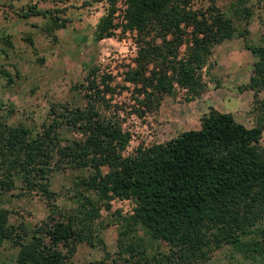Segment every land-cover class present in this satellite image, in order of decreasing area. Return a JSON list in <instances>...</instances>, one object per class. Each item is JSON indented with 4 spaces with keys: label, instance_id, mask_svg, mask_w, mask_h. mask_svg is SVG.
Here are the masks:
<instances>
[{
    "label": "trees",
    "instance_id": "16d2710c",
    "mask_svg": "<svg viewBox=\"0 0 264 264\" xmlns=\"http://www.w3.org/2000/svg\"><path fill=\"white\" fill-rule=\"evenodd\" d=\"M245 1L235 0L231 13L243 16L238 33L254 55L252 72L238 86L251 90L250 126L208 106L197 127L139 142L124 153L131 134L110 101L112 75L95 67L74 84L84 103L52 101L38 128L0 117V244L16 247L11 264H64L78 243H94L101 209L107 222L118 224V235H135L122 247L128 253L116 257L122 264H201L222 246L235 263L264 264V96L258 95L264 88V46L247 41ZM115 3L108 0L95 38L112 35L117 26L135 30L134 64L122 80L135 88L136 114L152 110L163 94L178 88L186 100L198 96L206 87L212 46L236 31L233 16L215 0H122L116 22ZM45 11L35 2L14 8L24 17ZM61 24L51 18V28ZM65 167L84 169L72 181L75 205L68 209L57 205V192L49 187V172ZM15 189L36 194L47 207L30 227L11 221L12 209L3 203L2 192ZM124 198L132 203L129 212L110 209L111 199ZM136 227L162 240L167 251L147 253L143 238L133 234ZM108 256L85 264H103Z\"/></svg>",
    "mask_w": 264,
    "mask_h": 264
},
{
    "label": "rangeland",
    "instance_id": "374dc122",
    "mask_svg": "<svg viewBox=\"0 0 264 264\" xmlns=\"http://www.w3.org/2000/svg\"><path fill=\"white\" fill-rule=\"evenodd\" d=\"M215 1L225 14L233 16L231 6L235 0ZM29 2H35L47 11L25 17L14 12L15 7ZM107 3L108 0H0V117L9 123L22 122L33 129L38 128L46 119L52 101L84 103L81 91L74 84L84 79L89 67H95L97 73L104 71L112 75L114 91L110 101L122 117V126L131 134L124 153L131 152L139 142L164 140L181 129L198 125L199 116L208 106L230 111L246 126L254 123L251 90L238 88L252 72L254 59L238 33L245 25L243 16H233L235 33L212 46L204 75L206 87L198 96L186 100L182 93L184 89L178 88L174 93L163 94L155 108L138 115L135 112V107H139L135 102V88L131 82L122 80L123 71L134 64L135 30H122L117 26L112 35L95 38L97 24ZM115 4L114 21L119 22L122 0H116ZM245 4L250 8L247 41L264 46V0H246ZM53 16L62 24L51 28ZM258 95L264 96V88ZM99 109L108 116L107 109L101 105ZM62 133L70 134L65 128ZM260 143L264 145V127ZM82 172L84 169L74 167L49 172V187L57 192L56 203L60 208L75 205L69 194L70 186L75 175ZM2 198L12 209L11 221H23L30 227L47 214V207L36 194L18 193L15 189L13 193L2 192ZM110 203L111 210L120 209L122 213L129 212L132 205L126 198L111 199ZM108 218L107 212L101 209L95 220L94 243H78L64 264H85L104 257L105 253L109 256L103 264H122L116 257L128 253L122 247L135 235H118V224L107 222ZM135 233L143 238L147 253L167 251L162 240L149 238L140 227L135 228ZM15 250V246L3 241L0 264H11ZM229 254V249L222 246L201 264H226L228 261L238 264L233 261L235 255Z\"/></svg>",
    "mask_w": 264,
    "mask_h": 264
},
{
    "label": "crops",
    "instance_id": "0c3cea01",
    "mask_svg": "<svg viewBox=\"0 0 264 264\" xmlns=\"http://www.w3.org/2000/svg\"><path fill=\"white\" fill-rule=\"evenodd\" d=\"M249 76V75H248ZM216 108V107H215ZM218 109V108H217ZM219 110H221V109H219ZM224 111V110H223ZM198 125H195V126H192V127H190V128H195V127H197ZM186 129V128H185Z\"/></svg>",
    "mask_w": 264,
    "mask_h": 264
}]
</instances>
